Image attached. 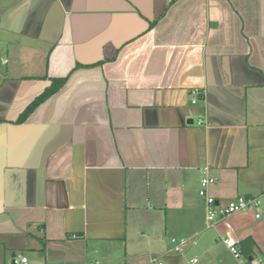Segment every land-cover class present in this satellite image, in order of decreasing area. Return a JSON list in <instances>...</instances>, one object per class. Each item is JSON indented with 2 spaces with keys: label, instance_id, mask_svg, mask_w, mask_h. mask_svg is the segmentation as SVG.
Listing matches in <instances>:
<instances>
[{
  "label": "crops",
  "instance_id": "1",
  "mask_svg": "<svg viewBox=\"0 0 264 264\" xmlns=\"http://www.w3.org/2000/svg\"><path fill=\"white\" fill-rule=\"evenodd\" d=\"M205 166L260 216L208 227ZM225 237L264 255V0H0V264H242Z\"/></svg>",
  "mask_w": 264,
  "mask_h": 264
},
{
  "label": "built area",
  "instance_id": "2",
  "mask_svg": "<svg viewBox=\"0 0 264 264\" xmlns=\"http://www.w3.org/2000/svg\"><path fill=\"white\" fill-rule=\"evenodd\" d=\"M191 94L192 102H195L198 96V91L193 90ZM198 123H201V120H199ZM201 174L202 175L199 180L198 194L204 200L208 227L214 226V221L218 216L224 217L230 213L245 211L249 208L255 210V217L260 216V212L263 208V203L259 195H238L226 202L225 204L220 205L215 199V197L208 193V186L215 182V177L208 173V167L206 166L201 169ZM223 240L231 254L236 259L240 260L242 264H264V255L246 258L241 254L240 249L237 246V242L233 237H225ZM172 242L174 243L173 250L177 253H181L183 250V246L186 244L187 241L185 239L177 240L173 238ZM152 262L154 264H162V262L158 258H153ZM197 262L198 259L196 257L190 260L191 264H196ZM14 263L28 264V260L24 255L20 254L14 257Z\"/></svg>",
  "mask_w": 264,
  "mask_h": 264
},
{
  "label": "trees",
  "instance_id": "3",
  "mask_svg": "<svg viewBox=\"0 0 264 264\" xmlns=\"http://www.w3.org/2000/svg\"><path fill=\"white\" fill-rule=\"evenodd\" d=\"M63 78L60 79H54L52 81V84L36 99L32 101V103L26 108L24 114L28 113L32 108H34L37 104H39L42 100H44L46 97L51 95L53 92H55L62 84ZM250 239H248L249 241ZM241 252V251H240ZM246 258H250L248 256H245Z\"/></svg>",
  "mask_w": 264,
  "mask_h": 264
},
{
  "label": "rangeland",
  "instance_id": "4",
  "mask_svg": "<svg viewBox=\"0 0 264 264\" xmlns=\"http://www.w3.org/2000/svg\"><path fill=\"white\" fill-rule=\"evenodd\" d=\"M17 264V263H16ZM19 264V263H18Z\"/></svg>",
  "mask_w": 264,
  "mask_h": 264
}]
</instances>
